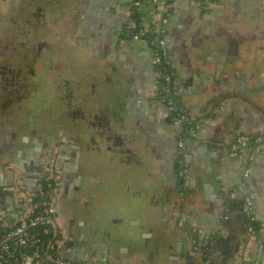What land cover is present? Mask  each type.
I'll list each match as a JSON object with an SVG mask.
<instances>
[{"label":"crops","instance_id":"obj_1","mask_svg":"<svg viewBox=\"0 0 264 264\" xmlns=\"http://www.w3.org/2000/svg\"><path fill=\"white\" fill-rule=\"evenodd\" d=\"M212 1L175 0L167 24L175 96L200 123L180 169L149 48L120 43L131 0H0V209L9 223L25 207L12 168L35 190L61 137L56 208L67 257L80 249L86 264H204L208 246L215 264L239 255L264 264V0ZM152 14L145 3L139 17ZM15 75L26 79L7 86L15 93L6 102L3 77ZM238 135L261 138L253 159L229 155ZM244 173L254 238L238 190Z\"/></svg>","mask_w":264,"mask_h":264},{"label":"built area","instance_id":"obj_2","mask_svg":"<svg viewBox=\"0 0 264 264\" xmlns=\"http://www.w3.org/2000/svg\"><path fill=\"white\" fill-rule=\"evenodd\" d=\"M174 1L146 0V4L153 10V14L147 21H142L141 19V29L133 34L131 39H120V43L128 46L135 41L141 40L149 48L150 62L155 75V82L158 85V95H161L159 100L166 106L169 122L172 128L176 130L177 158H182L185 153L187 140L195 138L200 123L192 115L175 110L174 102L176 100H174V97H176V89L173 80L169 76H165L162 79L160 72L157 70V67L168 56L165 36ZM210 5H216V0H213ZM144 6L145 3L140 0H131L123 24L127 25V27H133L135 20L132 15L139 13L141 17ZM145 33H151L152 38L148 40L143 37ZM184 127H186L187 139L181 135ZM260 143V137L238 135L229 146V155L238 157L247 154L250 159H253L255 154L251 153V151L254 148L258 149ZM64 147L65 140L63 138L58 137L52 141L49 153L43 157L41 181L35 190H30L26 187L21 168H12L13 194L16 198L22 200L25 207L14 223H9L0 209V264H86L67 257L63 250L64 230L58 219L56 197L62 176L61 157ZM262 159L264 160V154ZM245 176L246 173L243 174L240 180L238 190L247 206L249 221L256 222L252 218L253 202L245 186ZM38 228H41L40 232L36 231ZM1 230L5 232L1 233ZM247 231L249 238H254L257 233V230H254L248 224ZM43 235H48L49 237L42 238ZM203 256H205V259H203L204 264H210L209 262L213 259L212 253L207 252L204 255L202 250ZM235 264L256 263L248 262L239 255Z\"/></svg>","mask_w":264,"mask_h":264},{"label":"trees","instance_id":"obj_3","mask_svg":"<svg viewBox=\"0 0 264 264\" xmlns=\"http://www.w3.org/2000/svg\"><path fill=\"white\" fill-rule=\"evenodd\" d=\"M144 3H146V0H140ZM139 13H134L132 15V18L135 20V25L133 27H127V25H124L123 26V30H122V35H121V39L123 38H128V39H131V36L135 33H137L140 29H141V18L139 17ZM143 37L147 38L148 40H150L152 38V34L151 33H145L143 35ZM157 70L160 72V75H161V78L164 79L165 76H169L171 78H173V74H172V71H171V68H170V65H169V60H168V56L166 58V60L157 67ZM158 100L161 99V95H158L156 97ZM174 100H176V102H174V107H175V110H178V111H182L183 113L185 114H189L187 113L186 111H184L178 104L177 102V98L174 97ZM184 131L183 133L181 134L184 138H188L187 134H186V127L183 128ZM177 166L182 169L183 166V163H182V158L179 157L177 158ZM247 221V224L250 225L254 230H257L259 228V224L256 223V222H253V221H249V218L247 217L246 219ZM37 232H40L41 231V228H38L36 230ZM5 231L4 230H1V233H4ZM49 236H45L43 235L42 238H48ZM210 250V251H209ZM207 252H211V249L206 246L203 248V254L206 255ZM203 259H205V256H203ZM210 264H215L214 262V259H211V261L209 262Z\"/></svg>","mask_w":264,"mask_h":264},{"label":"flooded vegetation","instance_id":"obj_4","mask_svg":"<svg viewBox=\"0 0 264 264\" xmlns=\"http://www.w3.org/2000/svg\"><path fill=\"white\" fill-rule=\"evenodd\" d=\"M26 78H24V76H18V75H15V76H11L10 78L4 76L3 77V82H4V86H3V89L6 90V95H5V101L7 102L8 101V96H11V93H15L14 90H12L11 92H7V86L8 85H15L17 84L18 87H22L23 86V82L25 81ZM11 85L12 88H15ZM32 100V98H31ZM33 101V100H32Z\"/></svg>","mask_w":264,"mask_h":264},{"label":"rangeland","instance_id":"obj_5","mask_svg":"<svg viewBox=\"0 0 264 264\" xmlns=\"http://www.w3.org/2000/svg\"><path fill=\"white\" fill-rule=\"evenodd\" d=\"M60 1H65V0H60ZM66 1H71V0H66ZM25 16L27 17V15H25ZM25 16H23V17L21 18V21L24 20ZM63 89H64V87H63ZM45 94H47V93H46V91H44V89H43V90L40 92V95H38V97H36L34 103L38 104L40 100H43V96H44ZM28 103H30V102L28 101ZM84 107H85V105H84ZM84 109H85V108H84ZM84 111H85L84 113H86L87 109H85ZM87 112H88V111H87ZM48 122H49V121H47V123H48ZM81 127H82V126H79V127H78V130H80V131L82 132ZM81 137H82V136H81ZM77 147H78V146H77ZM72 196H74V197L77 196V192H76V190L73 191ZM148 244H149V243H148ZM149 245H150V244H149Z\"/></svg>","mask_w":264,"mask_h":264},{"label":"water","instance_id":"obj_6","mask_svg":"<svg viewBox=\"0 0 264 264\" xmlns=\"http://www.w3.org/2000/svg\"><path fill=\"white\" fill-rule=\"evenodd\" d=\"M172 80H173V78H172ZM72 255H74V258H77L78 260H80V258H79V254H82V252H81V250L80 249H75V250H72ZM83 258V257H82ZM82 260V259H81Z\"/></svg>","mask_w":264,"mask_h":264}]
</instances>
